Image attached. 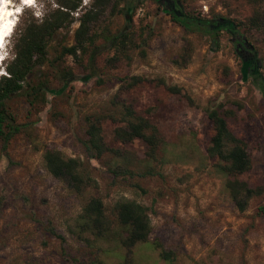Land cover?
Instances as JSON below:
<instances>
[{"label": "rangeland", "instance_id": "rangeland-1", "mask_svg": "<svg viewBox=\"0 0 264 264\" xmlns=\"http://www.w3.org/2000/svg\"><path fill=\"white\" fill-rule=\"evenodd\" d=\"M21 1L8 0L11 7ZM178 1L183 14L209 20L217 15L244 24L239 33L252 47L257 74L250 70L251 59L235 52L226 30L215 37L185 30L154 0L114 2L90 26L93 42L84 53L59 56L61 47L73 44L76 18L92 2L81 0L71 24L50 39L45 63L27 78L29 85L44 81V103L34 111L21 94L5 102L15 123L26 124L29 131L0 142V264H264V215L256 211L264 203V86L259 85L264 80V28H248L252 7L247 0ZM28 4L14 16L13 32L0 52V75L20 21H39L55 7L54 0ZM123 31L132 35V49L112 65L107 60L114 51L106 40ZM186 43L190 58L180 67L174 61ZM131 77L142 81L126 88ZM217 106L250 160L238 179L262 189L243 212L235 209L224 177L205 154L212 130L204 109ZM124 107L156 128L162 143L154 160L146 157L142 142L122 144L114 138ZM87 115L107 116L100 124L103 141L121 156L108 152L90 158L84 144ZM42 147L80 159L95 186L81 197L71 194L46 172ZM89 197L102 201L111 233L79 240L71 231ZM120 197L143 206L151 227L129 257L112 213Z\"/></svg>", "mask_w": 264, "mask_h": 264}, {"label": "trees", "instance_id": "trees-1", "mask_svg": "<svg viewBox=\"0 0 264 264\" xmlns=\"http://www.w3.org/2000/svg\"><path fill=\"white\" fill-rule=\"evenodd\" d=\"M120 0H92L88 8L81 7V0H54L55 7L50 9L39 21L29 17L21 20L17 29V37L11 48L10 59L4 63V74L0 75V142L7 144L10 138L23 131H29L26 124H16L13 117L5 109V102L16 94H21L30 109L36 111L39 103H44V81H37L29 85L27 78L35 67H41L46 61L47 45L61 28L68 27L73 21L72 13L77 9H84L76 20L77 28L73 34V44L68 47H61L59 56L66 55L75 58L77 54L84 53L87 46L92 45L93 36L90 26L95 23L101 13L114 2ZM163 5L164 11L170 18L179 23L185 30H203L206 33H216L224 29L231 34L235 52L240 54L243 50L247 58L251 59L250 70L257 74L258 63L253 60L254 52L239 30L244 24L233 23L220 17L214 16L212 19L193 17L181 13V6L178 0H154ZM252 7V14L247 19L248 28L259 30L264 28V13L261 6L264 0H247ZM21 13H24L22 8ZM108 47L114 51V55L107 62L114 64L125 56L128 50L132 49L133 37L127 31L110 37L106 40ZM244 58L243 55H239ZM190 58V48L186 43L182 48V53L174 63L183 67ZM142 81L138 77L129 78L125 87L130 88ZM260 87L264 86V80L259 81ZM167 92L179 94L180 91L174 86H164ZM216 108L204 109V114L211 126L212 134L208 145L205 148L206 157L214 160V168L224 177V190L235 209L243 212L249 200L262 193L259 187H249L238 177L246 172L250 167V160L244 143L235 137L227 127L225 117ZM120 122L121 126L113 130L114 138L122 144H127L133 140L142 142L146 147V157L155 159V153L162 143L156 128L142 117L133 116L128 107H124V112ZM105 115H87L84 117L85 150L90 158L100 159L105 153L111 152L116 157L121 153L111 150L105 145L101 135V122L105 120ZM41 158L46 172L54 179L63 183L67 190L76 197H81L88 187H94L95 181L89 177L84 170L83 163L78 158L64 156L55 149L42 147ZM257 213L264 215V203L257 207ZM112 213L118 227L123 230L124 237L120 239V245L124 248L126 256L129 257L132 248L147 240L151 227L148 215L143 206L133 200L120 197L112 205ZM71 233L79 240L85 239V235L94 238H104L111 233L110 221L104 213L102 201L97 197H89L83 201L79 214L73 225ZM162 259L167 254L160 251Z\"/></svg>", "mask_w": 264, "mask_h": 264}, {"label": "bare ground", "instance_id": "bare-ground-1", "mask_svg": "<svg viewBox=\"0 0 264 264\" xmlns=\"http://www.w3.org/2000/svg\"><path fill=\"white\" fill-rule=\"evenodd\" d=\"M27 5L29 4L25 2V0H22L18 7H11V3L8 2V0H5L4 3L0 4V25L3 27V30L0 33V52L4 49L6 39L9 38L13 32L14 16L20 13V7ZM1 55L2 54L0 53V57Z\"/></svg>", "mask_w": 264, "mask_h": 264}, {"label": "snow or ice", "instance_id": "snow-or-ice-1", "mask_svg": "<svg viewBox=\"0 0 264 264\" xmlns=\"http://www.w3.org/2000/svg\"><path fill=\"white\" fill-rule=\"evenodd\" d=\"M4 2H5V0H0V4H2V3H4ZM25 2H27V3H31L32 0H25ZM0 59H2V57H0Z\"/></svg>", "mask_w": 264, "mask_h": 264}, {"label": "flooded vegetation", "instance_id": "flooded-vegetation-1", "mask_svg": "<svg viewBox=\"0 0 264 264\" xmlns=\"http://www.w3.org/2000/svg\"><path fill=\"white\" fill-rule=\"evenodd\" d=\"M239 52H240V54H242L243 53V55H244V57L245 58H247V55H246V53L241 49V50H239ZM243 63H245V62H243Z\"/></svg>", "mask_w": 264, "mask_h": 264}, {"label": "built area", "instance_id": "built-area-1", "mask_svg": "<svg viewBox=\"0 0 264 264\" xmlns=\"http://www.w3.org/2000/svg\"><path fill=\"white\" fill-rule=\"evenodd\" d=\"M203 10H204V11L206 10V7H205V6H203Z\"/></svg>", "mask_w": 264, "mask_h": 264}, {"label": "clouds", "instance_id": "clouds-1", "mask_svg": "<svg viewBox=\"0 0 264 264\" xmlns=\"http://www.w3.org/2000/svg\"><path fill=\"white\" fill-rule=\"evenodd\" d=\"M2 61V60H1Z\"/></svg>", "mask_w": 264, "mask_h": 264}]
</instances>
